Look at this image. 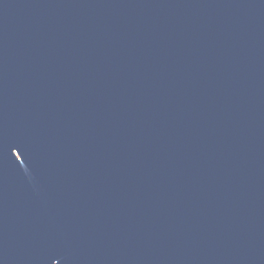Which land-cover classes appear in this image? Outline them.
I'll list each match as a JSON object with an SVG mask.
<instances>
[{"label":"water","instance_id":"water-1","mask_svg":"<svg viewBox=\"0 0 264 264\" xmlns=\"http://www.w3.org/2000/svg\"><path fill=\"white\" fill-rule=\"evenodd\" d=\"M0 264H264V0H0Z\"/></svg>","mask_w":264,"mask_h":264}]
</instances>
